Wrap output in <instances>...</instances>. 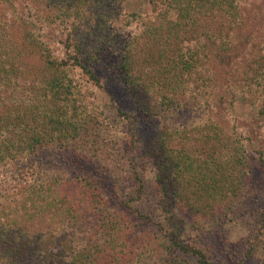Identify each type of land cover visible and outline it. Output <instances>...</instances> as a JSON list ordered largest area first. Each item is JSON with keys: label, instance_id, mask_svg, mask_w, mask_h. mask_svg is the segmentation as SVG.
<instances>
[{"label": "trees", "instance_id": "trees-1", "mask_svg": "<svg viewBox=\"0 0 264 264\" xmlns=\"http://www.w3.org/2000/svg\"><path fill=\"white\" fill-rule=\"evenodd\" d=\"M124 1L0 0V264H264V0Z\"/></svg>", "mask_w": 264, "mask_h": 264}, {"label": "rangeland", "instance_id": "rangeland-1", "mask_svg": "<svg viewBox=\"0 0 264 264\" xmlns=\"http://www.w3.org/2000/svg\"><path fill=\"white\" fill-rule=\"evenodd\" d=\"M158 2L159 0H125L124 1V11L126 13L129 12H140L143 14H150L154 9L153 2ZM263 15V13H261ZM117 27L123 30V24L117 22ZM111 93L108 90L107 93L101 95V106L105 111V114L114 122H116V110L117 108H125L127 102V96L122 90L116 89L115 86H111ZM232 116L237 118L239 121L244 122L246 125H257L264 124V116H260L258 114L257 107H251L245 105L238 101L234 106V111ZM193 117L190 109L183 108L176 113L175 123L183 124L186 122H190ZM118 122V121H117ZM156 122L161 125V121L158 119ZM260 145L251 144L247 146V149L250 154L257 151ZM261 173V172H260ZM263 177V178H260ZM260 182V190L262 191V195L264 197V174H260L259 178ZM248 232L241 225H233L225 234L216 235L209 240V244H211L212 252L211 257L216 259V257H221V253L224 252L227 248H230L232 251H237L240 249H245V240L247 238ZM67 241H55L50 237L45 238L41 244L40 248L44 252H49L54 249H57L59 245H65ZM227 247V248H225ZM263 258V252L261 249H258L252 258L246 259L242 264H259L261 259Z\"/></svg>", "mask_w": 264, "mask_h": 264}]
</instances>
